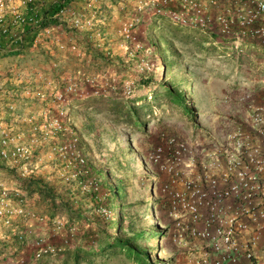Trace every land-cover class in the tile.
I'll use <instances>...</instances> for the list:
<instances>
[{
    "label": "rangeland",
    "instance_id": "obj_1",
    "mask_svg": "<svg viewBox=\"0 0 264 264\" xmlns=\"http://www.w3.org/2000/svg\"><path fill=\"white\" fill-rule=\"evenodd\" d=\"M20 1L13 0V4L25 11ZM58 1L34 0L32 8L43 15ZM137 2L71 0L75 11L90 23L75 29L64 21H49L54 30L51 35L42 36L36 48L32 47V40L21 53H0V92L7 101L18 102L17 111L8 113L7 121L17 115L33 116V122L40 125L45 122L48 109L52 110L49 118L65 110L68 130L57 134L58 142L78 138L79 150L88 162V169L92 168L86 181L67 182L64 164L49 157V145L43 143L37 149L33 177L51 186L56 196L68 202L74 211L70 214L59 207L54 212L51 201L34 194L31 207L47 217L58 215L67 225L62 237H54L49 227L34 222V234L28 243L43 236L61 245L68 232L74 250L99 249V244L107 240L130 239L137 250L145 253L133 258L119 250L114 255L110 251L90 261L84 259L80 264H177L178 249L166 233L169 220L162 205L163 177L151 165L149 155L163 132L189 141L211 140L220 138L230 125L244 120L237 113H198L193 104L192 83L186 89L177 86L181 70L200 65L215 77V83L206 85L205 90L222 99L232 90L233 97L248 88L258 92L264 80L249 83L252 75L264 77V54L256 48L213 45L234 41L214 32L209 34L216 38L204 33L208 31L180 27L166 16L154 15L152 9L139 14ZM219 2L221 8L246 9L251 0ZM137 14L140 22L136 41L130 42L121 30ZM40 75L50 78L53 84H44ZM69 80L78 84V90L66 104L43 102L24 93L36 86L53 93L63 89ZM243 83H247L245 87L237 89ZM261 92L258 94L263 97ZM15 130H21L25 139L32 137V124L28 121L16 123ZM0 170L12 188L23 186L21 177L4 162H0ZM94 180L98 184L100 209L91 202L93 187L84 188ZM115 189L118 194L113 193ZM90 227L93 230L88 233ZM8 233L7 229L0 232V264L10 262H5L3 252L8 253L17 244L3 237ZM26 246L25 255L29 257L32 246ZM65 262L74 264L73 256L60 253L37 264Z\"/></svg>",
    "mask_w": 264,
    "mask_h": 264
},
{
    "label": "built area",
    "instance_id": "obj_2",
    "mask_svg": "<svg viewBox=\"0 0 264 264\" xmlns=\"http://www.w3.org/2000/svg\"><path fill=\"white\" fill-rule=\"evenodd\" d=\"M33 2L21 0L19 5L26 9L21 11L13 0H0V52L21 53L32 40L36 48L42 36L54 30L49 21H64L75 29L86 25L84 15L75 11L71 0H59L43 15L34 12ZM149 9L180 27L214 32L236 43L258 40L264 47V0H251L246 9L221 8L219 0H138L139 14ZM139 22L137 14L123 24L121 32L127 41H136ZM17 76L20 79V74ZM39 79L53 84L46 76ZM77 87L69 80L53 93L37 86L24 93L60 105L68 102ZM17 108L18 102L7 101L0 92V162L21 179L32 178L36 173L32 167H37L33 163L35 153L46 143L50 159L64 164L65 181H77L89 174L78 138L58 142L57 134L68 130L65 110L49 118L52 110L48 109L40 125L33 122V116L17 115L7 121V114H14ZM21 121L32 124L31 139L15 130ZM149 161L163 177L162 205L169 220V240L178 249L177 264H264V104L249 106L246 118L230 125L220 138L189 141L163 132ZM93 182L84 188H97ZM32 198L23 186L12 188L0 170V232L7 229L9 233L3 237L32 246L29 257L25 255L27 248L6 259L8 264H37L62 253L68 244L67 239L57 245L43 236L28 243L34 222L49 227L54 237H62L67 225L57 217L39 214L31 207ZM17 244L12 246L13 252Z\"/></svg>",
    "mask_w": 264,
    "mask_h": 264
},
{
    "label": "crops",
    "instance_id": "obj_3",
    "mask_svg": "<svg viewBox=\"0 0 264 264\" xmlns=\"http://www.w3.org/2000/svg\"><path fill=\"white\" fill-rule=\"evenodd\" d=\"M204 33H208L209 36L216 38L215 35L209 34V32ZM213 45H221L222 48L229 47L228 49H231L233 46L235 48L236 46L248 45L250 48H256L258 53L264 54V47L260 46L258 42L249 39L238 43L223 41L220 43L214 42ZM252 76L253 77H250V85L251 81L255 82L258 80V82H260L261 78L264 79L262 76H260L259 79V75ZM190 83H192V93L195 97L193 104L198 109V113L230 112L234 114H240L243 118H246L248 114V106H251L252 104H264V94L263 97L258 94L259 91L261 92V90H264V80L258 92L248 88V91H245V93L241 92L240 94L233 97V93L235 91L232 90L228 92L227 95H225L226 97L224 99H222L220 95H214L205 90L206 85H213L215 83V77H213L208 71L204 70L200 65L193 64L192 66L185 67V69L181 70L177 86L178 88L183 86V88L186 89ZM247 83H243V85ZM243 87H245V85L237 89H243Z\"/></svg>",
    "mask_w": 264,
    "mask_h": 264
},
{
    "label": "trees",
    "instance_id": "obj_4",
    "mask_svg": "<svg viewBox=\"0 0 264 264\" xmlns=\"http://www.w3.org/2000/svg\"><path fill=\"white\" fill-rule=\"evenodd\" d=\"M55 6H56V4L53 5L52 8H50V10L55 8ZM5 53L8 55L18 54V52H13V51H9V52L7 51ZM170 91H172V90H170ZM91 169H89V171ZM90 172L88 175L82 176L78 181H86V179L91 177ZM21 180L23 183V187L25 189H27L32 196L34 194H37L41 198L44 197V198L48 199L49 201H51V205H52V207H54V212H56V210H58V208L61 207L65 211H67L68 213H70V214L73 213L74 210L70 207V204L68 202L65 203L63 200L58 198L55 194L54 189L51 186L44 184V182H42L40 179L32 177V178H26V179H21ZM93 183L97 184L95 182V180ZM98 190L99 189H98V184H97V188L93 187V192L91 193L90 198H91V202L94 203V205H96V207H98V209H100L101 202L99 200ZM113 193L118 194L117 189L113 190ZM164 214L166 216L165 210H164ZM57 216L58 215H56L52 218L50 217V218L54 219ZM92 230H93V227L92 228L90 227L87 230V232L90 233ZM166 233H167V231H166ZM68 236H69V234L67 232V235L65 236L64 239H67L68 244L66 245V248L62 252V254H65V255L67 254L68 257L73 256L74 264H80L81 261L84 259L90 261L92 257H96L99 255H104V254H110V251H112L111 254L114 255L116 250L122 251L127 256H130L133 258H136L137 256H139V257L145 256L144 250L143 251L137 250L134 247V245L132 244V240H130V239H127V240H123V239L107 240V241H104L101 244H99V249H97L96 247H90L87 250L86 249H75L74 250V245L71 244V239ZM89 236H90V234L87 235V238H89ZM16 248H17L16 252H13L12 249H11V251H8V253L5 252L6 254L3 252V259L6 260L9 257H16L18 254L23 253L24 250L27 249L26 245H21V244H19ZM65 264H66V262H65Z\"/></svg>",
    "mask_w": 264,
    "mask_h": 264
}]
</instances>
